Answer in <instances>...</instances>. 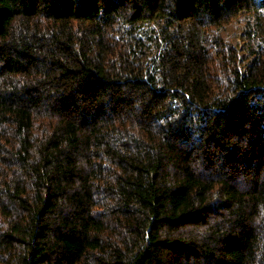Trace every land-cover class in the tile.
<instances>
[{
	"label": "trees",
	"instance_id": "trees-1",
	"mask_svg": "<svg viewBox=\"0 0 264 264\" xmlns=\"http://www.w3.org/2000/svg\"><path fill=\"white\" fill-rule=\"evenodd\" d=\"M0 264H264V0H0Z\"/></svg>",
	"mask_w": 264,
	"mask_h": 264
},
{
	"label": "rangeland",
	"instance_id": "rangeland-1",
	"mask_svg": "<svg viewBox=\"0 0 264 264\" xmlns=\"http://www.w3.org/2000/svg\"><path fill=\"white\" fill-rule=\"evenodd\" d=\"M236 24V23H235ZM241 31L242 29H238L236 27V25H231L228 29H227V37H225L228 41H231V42H235L237 41V36H240L241 35ZM240 41H237V43H239Z\"/></svg>",
	"mask_w": 264,
	"mask_h": 264
}]
</instances>
